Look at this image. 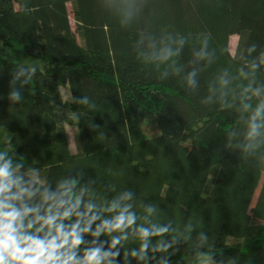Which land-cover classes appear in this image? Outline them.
<instances>
[{
    "label": "trees",
    "instance_id": "16d2710c",
    "mask_svg": "<svg viewBox=\"0 0 264 264\" xmlns=\"http://www.w3.org/2000/svg\"><path fill=\"white\" fill-rule=\"evenodd\" d=\"M145 27L157 35L191 34L181 63L191 59L197 35L211 33L217 59L201 72L195 92L175 77L158 80L137 58L132 46ZM232 36L238 37L235 53L252 43L264 49V0H149L127 29L99 0H0V129L11 132L0 150L16 152L53 185L75 169L85 173L82 183L97 178L98 195L116 194L105 193L107 184L117 192L131 189L138 213L142 202L155 203L159 222L193 223L191 239L171 260L199 254L197 236L205 231L204 250L216 261L264 264V163L224 148L226 132L243 127L234 110L201 104L219 71L235 73L240 66ZM2 46L44 59L43 69L26 84L28 71L8 61ZM257 81L264 83V67ZM13 91L21 94L18 104L9 99ZM73 96L89 97L88 105ZM150 123L156 125L151 134ZM67 125L74 128L76 151Z\"/></svg>",
    "mask_w": 264,
    "mask_h": 264
},
{
    "label": "clouds",
    "instance_id": "9594fccd",
    "mask_svg": "<svg viewBox=\"0 0 264 264\" xmlns=\"http://www.w3.org/2000/svg\"><path fill=\"white\" fill-rule=\"evenodd\" d=\"M99 3L127 29L141 19L149 0ZM196 40L187 63L179 58L190 44L191 34L163 31L157 35L145 27L132 47L138 59L155 69L158 80L175 77L186 91L195 92L201 72L217 59L216 49L210 47V32L198 34ZM233 55L240 66L235 73L228 68L219 71L208 82L201 104L234 110L243 127L226 132L224 148L264 163V83L257 81V73L264 67V49L258 51V45L252 43ZM26 70L28 84L36 69ZM9 99L18 104L22 97L13 91ZM72 100L88 105L89 97L73 96ZM84 175L73 169L53 185L41 177L38 168H26L16 152L0 150V264H171L180 245L191 239L193 223L159 222L156 217L161 208L155 203L142 202V213H138L131 189L117 192L114 184H107L105 193L116 194L101 196L92 187L97 178L82 183ZM209 238L199 231L196 250L203 264H237L235 257L216 261L210 250H204ZM130 241L137 246L127 247Z\"/></svg>",
    "mask_w": 264,
    "mask_h": 264
},
{
    "label": "rangeland",
    "instance_id": "374dc122",
    "mask_svg": "<svg viewBox=\"0 0 264 264\" xmlns=\"http://www.w3.org/2000/svg\"><path fill=\"white\" fill-rule=\"evenodd\" d=\"M68 10L70 12L71 25L75 29V21L72 13L71 3L68 4ZM237 41H238L237 36H232L230 38V50L232 54L235 53ZM2 53L8 61L18 63L25 69L26 68L31 69L34 66L35 69L42 70L45 64L44 59L35 58L18 47L2 46ZM147 121L149 120L146 118V122ZM66 128L70 139L71 149L72 151H76L75 140H74V128L69 125H67ZM146 131L150 134L155 132L156 131L155 123H150L149 125H147ZM10 139H11V132L7 128L0 129V142L1 143L9 142ZM259 189L256 191L254 202L258 196ZM171 264H203V257L200 256L199 254L195 257H180V258L172 259Z\"/></svg>",
    "mask_w": 264,
    "mask_h": 264
},
{
    "label": "crops",
    "instance_id": "0c3cea01",
    "mask_svg": "<svg viewBox=\"0 0 264 264\" xmlns=\"http://www.w3.org/2000/svg\"><path fill=\"white\" fill-rule=\"evenodd\" d=\"M198 254H196V255H194V256H191V257H195V256H197Z\"/></svg>",
    "mask_w": 264,
    "mask_h": 264
}]
</instances>
